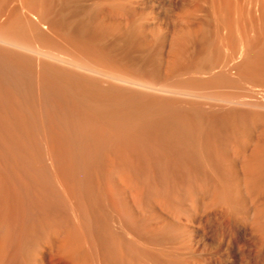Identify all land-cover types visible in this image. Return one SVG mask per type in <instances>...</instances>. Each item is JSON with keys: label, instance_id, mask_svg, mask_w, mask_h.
<instances>
[{"label": "bare ground", "instance_id": "1", "mask_svg": "<svg viewBox=\"0 0 264 264\" xmlns=\"http://www.w3.org/2000/svg\"><path fill=\"white\" fill-rule=\"evenodd\" d=\"M75 1L0 0V41L7 44L3 47L0 45V90L8 86L9 90H13L18 96L20 95L24 98L23 95L25 94L28 97L24 90L27 92L31 87L28 89L24 87L31 83L34 84V81H36L34 78H37L40 72L39 83L42 82L41 84H43L41 88L44 94H42L46 96V101H49L46 103L47 105H52L50 101L55 96L57 100L54 99L56 101H53V103L59 102L58 106H60V103L66 105L64 107L65 110H67V106L74 104L85 110L87 109L88 113L89 111H91V114L93 112V115L96 114L99 120L100 118H103V121L106 120L109 126L116 130V134L119 133L128 139L123 141L129 142L125 143L129 144L131 151L125 146L126 144L123 145L119 134L120 137L118 136V139L114 140L118 141L117 144L121 142L123 148L121 144L117 145L115 143V149L116 147H121L120 150L123 149L124 153L130 151L132 154L128 152L130 157L129 154H125V158L122 156L123 154L118 155V160L119 158L122 159V157L123 159L116 163L118 160L115 158L117 161H115L116 165L113 166L114 159L111 158L113 163L110 166L108 164L110 162L109 153H104L106 152L104 147L108 146L106 144L111 143L109 140L112 138L106 136L105 134L108 133L104 131L105 128L106 131L110 128L104 127L103 132L105 134L102 132L103 137H99L98 134L100 132L101 136V131L103 130V128L102 130L100 129L101 127H98L100 129L98 131L97 126L93 125L94 129L96 128L95 130L98 131L97 134L95 130L93 132V127L89 129L91 132L85 130L84 128L88 129L92 125L91 123L95 124L92 121L96 119L89 120V124L86 119L85 123H87V126L82 121L84 126L82 128V122L79 120L81 116L83 118L84 115L80 114L84 113V111L81 109L82 112L80 114L77 113L80 109L78 107L76 113L80 115V119L77 118L79 116H76V118L82 126L80 128H82V131H89L88 133L93 137L92 142L95 139V135L98 137L95 136L97 143L95 144L96 141L94 142V148L89 146L92 144L91 140L89 141L91 143L88 142L89 149L92 150L88 154L89 159L83 160V156L81 157L80 155L84 154L82 150L89 136H83V134L86 135V132L83 133L79 128L77 130L75 126V129L83 136H80V139H85L84 143L82 142L83 146H81L83 149L81 148L82 150H80L79 137L76 138V143V139H74L76 135L73 138L74 142L71 138L72 134L67 131L68 134H71L70 138L67 139L72 140L75 145L79 144L74 149L82 151L78 155H76L75 150L73 151L75 152L74 154L72 153L73 161L69 160L72 155L68 157V162L71 161L73 163L69 164V168L65 169V167L59 165L67 160H62V158L67 154L70 155V151L68 153L64 151V157L59 153L58 156L61 155L62 157H58L59 165H56V169L54 167V170H50L51 168L49 169L48 166H53L52 159H56L55 156L52 159L50 158L53 164H48L49 161L46 164V158H43V155L41 156L42 158L38 155L40 153L39 150L36 152L38 154L35 153L39 158L34 156L31 161L37 158L38 161H43L46 165L41 168L43 163L35 161V163H40V169L39 167L38 169L30 168L32 162L31 164L28 163L29 167L25 164V167L21 168L20 166L23 164H21L20 160H25L24 154L27 152L26 150L32 148L30 146L32 142L35 145V139L31 135L28 139L31 137L34 141H29L32 142L29 143L30 147L24 150L25 153L22 151L24 153L23 158L19 160V158L13 157L16 163L20 162V166L18 164L16 166L19 167L13 166L14 164L9 165L13 160L9 159L11 163L8 162V164L6 163V158L9 154L7 151H11L9 145L12 143H8L7 140L10 142L12 137L10 136L9 138L11 139L3 140L2 143L5 144L7 142L9 145L5 144V147L9 148L8 150L7 148H1L4 154L7 153L6 158L2 151V154L0 153V264H175L171 257L174 255H170L171 249L170 251L167 249L170 254L166 251V248L170 245L166 248L163 247L165 249L164 254L162 253L164 250L162 249V252H160L161 249L159 247L162 244V246L172 242L174 244L176 240L174 236L177 237V235L172 231V228H176L172 219L181 218L187 212V210H184L185 213H183L184 211L181 210L183 201H185L184 198L190 199V201L193 200L192 202L195 201L194 206L192 205L193 207L196 206V201L202 200V197L203 201L206 198L213 200L214 204L219 206L216 205V208L221 209L224 219L229 221L228 223L235 217L251 218V223L255 231L261 236V242L264 245V111L257 109L261 100H259V96L262 95H259L258 98H251L250 100L257 102L253 104L248 102L250 101L248 100L250 98L249 95V98L246 97L247 100H243L236 94L237 89L258 90L259 93L264 94L260 90L264 88L261 87L264 86V22L258 26V21L260 20L257 21V15L255 16L256 7H254L255 9L252 8L254 3L257 4L254 2L255 0L250 5L252 6L250 11V6L246 4L245 7H249L247 8L249 12L246 11L247 9H243L246 11H243V15L240 14L242 12L241 9L240 12L238 11L241 2H238L239 8L238 6H233V1L231 2V8L235 7V10L233 9L235 11L234 14L230 11V4L227 7V12H225L222 10H225L224 8L227 5H224L223 2L221 4L220 2L217 3V5H221V8L223 4L224 8L221 13H217L218 16L215 12L217 19H215L217 21V23L215 22V36L213 33L211 36V34L208 35L205 31L203 32V25H199L201 30H190V35L188 36L192 39H194V36H196V39L197 36H200L199 39L201 38V41H199V53L192 55L189 67H181L178 65L179 63H176L181 47L175 45L172 50L178 58L170 60L168 72L171 75L177 74L181 77L180 75L187 74L189 71H191V74L192 72H197V74L206 72V75L207 72H212L211 74L214 72L213 75L208 76L210 78H205L206 80L203 77L204 82H200L202 80L198 76L193 79L194 81L197 80V82L192 83L195 87L199 85V87H204L208 84L207 88L210 85L211 88L217 89L218 93L215 90L210 92V94L217 93L216 101L213 98L214 102L210 103L211 110L206 109L207 106L209 108L207 99V106L201 101L203 99H198L199 101L190 99L191 103L194 101L195 103L190 106H184L186 103L190 104L184 97L185 102L181 97L168 98L162 96V92H174L177 89H171L172 87L169 83L163 84V82H160L159 84L146 79L140 63L142 56L132 54V46L120 47L115 44L107 45L104 42L108 34H115L116 31L115 27L105 21L104 16L99 18V15L104 12L102 9H105L103 4H107L106 6L108 7L106 8H108L110 15H127L132 13L130 9L132 0H93L97 7L100 6L99 9L97 8L98 10H90V8L87 10L86 7H83V9L81 7L80 10H77L76 7H72ZM228 2L226 3L228 4ZM217 5L215 4V6ZM261 5V15L259 17L262 16L261 20L264 21V0H262ZM236 8L239 14L235 16ZM82 11L90 14L91 19H82L80 17L83 13ZM222 12L225 14L223 15ZM247 13L251 15L250 22L249 16L244 19L245 15H248ZM219 14H222L221 17H219ZM256 21L258 24H256ZM207 25L210 26L211 23L209 24L208 22ZM138 26L140 25L137 22L132 24L133 32L131 35L138 33ZM189 39L187 38V42H189ZM196 39L194 40L196 41ZM8 44H12V48ZM189 60L190 58H188ZM36 69L39 72L35 77ZM198 79H200V83L206 84L201 85L198 83ZM193 80L192 78L188 80L187 86ZM179 82L183 81L179 80ZM39 83L36 84L38 85ZM197 83L198 86L195 85ZM182 85L185 87V83H182ZM173 86L177 88L174 84ZM38 87L36 86V89ZM34 88L31 91L35 90ZM41 88L38 89L40 90ZM36 92L34 95H36ZM157 92H161V94H156ZM31 93L28 94L31 95ZM32 95L30 99L34 97ZM10 98L15 99L13 96ZM209 98L211 99V97ZM6 99L8 100L7 95ZM26 100L29 103V98ZM21 101L19 105H23ZM23 101L25 104L24 99ZM6 102L9 103V101ZM32 104L35 106L34 102L30 106L25 104L31 114L29 117L34 112L30 111L31 108H29ZM10 105L12 106V104L7 106L10 107ZM47 105H44V110L45 106L50 109ZM39 106L41 105L39 104ZM55 107L57 108V106ZM56 108H52L54 109L53 111L58 109ZM32 109L34 110V108ZM47 109L45 110L46 115L51 116V111L48 113L46 112ZM8 111L10 112L9 108ZM60 113L61 110L59 113L56 112V115L58 116ZM84 114L86 115V113ZM67 115H70L69 112ZM24 116L21 118L23 119ZM71 117H67V121ZM5 118L3 119L9 122L8 118ZM33 118L32 116L30 120ZM47 118L49 117L47 116ZM50 118L52 119V117ZM88 118L91 119L89 115ZM98 119L95 125L100 122ZM60 120L62 121V118ZM54 121V123L58 122L57 120ZM61 121L59 122L63 125V121ZM14 122L18 123L17 120ZM24 122L27 123L28 121ZM101 122L98 124L99 126L102 124ZM47 124L49 125V122ZM58 124H55L54 128H58ZM78 124L76 125L78 126ZM37 125L39 127L40 124ZM48 125L47 131L52 127ZM102 125H104V122ZM16 126L18 127V125ZM43 126L45 127V125ZM64 126L66 129L67 125ZM72 126L68 130L74 131ZM11 127L15 126L12 124ZM44 127L45 131L46 127ZM15 129H13V132L15 133L16 131L15 136L17 134L20 140L21 137L17 132V128ZM43 129L36 131L41 133ZM65 129H62V131L64 130L65 132ZM44 131L41 135L45 133L47 137L50 136L49 141L52 140L50 142H53L56 146L58 141H53L54 139L51 138V135L53 136L56 131H53V133L51 132L52 130L48 131V133ZM49 133L51 134L49 135ZM113 133L115 134V132ZM57 134L59 136L60 133L57 132L55 136ZM65 134L66 132L63 135L61 134V138ZM25 135L24 142L29 134L27 133L26 137ZM15 136L13 135V137ZM21 136L23 135L21 134ZM46 136H40L41 140L42 138L45 140ZM104 136L108 137L106 138L108 140ZM40 138L36 137V142L39 145L41 143L40 146L43 149L45 143L44 146L42 144L43 140L38 143ZM97 138L99 139L97 140ZM13 139L17 140V138ZM67 139L66 141L69 142L70 140L68 141ZM104 140L109 141V143H103ZM4 141L6 142L4 143ZM11 142L16 143V141ZM24 142L21 144L28 146V142H25L27 145ZM44 142L48 143H46V148L52 145L48 140ZM2 143L1 146H3ZM20 143L19 145L16 143V145L21 146ZM57 144L59 146V143ZM70 144L65 142L66 147H69ZM115 144L113 143V145ZM57 146L55 149H58ZM16 147L15 149L17 150L19 147ZM73 147L75 146L73 145ZM124 147L128 148V151H124ZM87 148L86 151L84 150L86 153H88ZM45 149L44 152L47 155L46 151L48 150L46 149L45 151ZM61 149L64 150L65 147L63 146ZM12 152H10V158L14 155ZM49 152V156L51 152H54L53 154L57 157L55 150L52 149ZM114 152L119 154L121 151L116 152L114 150ZM18 153H15V156H18ZM29 153L32 154L31 152ZM86 153L84 156H86ZM35 154H32V156ZM110 155L113 157L116 154L112 155L111 153ZM18 157H21L20 153ZM105 158L108 159L105 160ZM27 160H29L28 157ZM29 161H26V163ZM60 161L62 162L60 163ZM103 162L106 164L102 165ZM3 165H9L10 167H4ZM106 165L110 166V169L106 168ZM45 166H47L46 169ZM63 166L67 167V165ZM31 167H33V164ZM57 167H61V169ZM34 168L37 167L34 165ZM212 171L213 174L211 173ZM47 187H49L48 190H53L52 192L55 194L58 193L56 189L61 190L59 188H66V190L63 189L66 192L71 190V196H68L62 190L59 191V194L61 192L62 196L64 197L65 194L66 197L62 198V202L60 200L57 205L59 206L60 203L61 206L62 203L64 204L68 200L71 205L69 206L70 209L74 211V214L72 213L73 211L71 213L75 219L71 218V215L66 217L70 214V210L69 214L67 213L68 215L61 213L63 215L61 216L57 214V211H59L57 210L58 207L52 209L51 206V209L56 211L53 212L45 207L48 206L45 200L43 201L45 206L42 204V198L48 192L46 190L47 192L44 193V189H47ZM50 195L44 198L51 200ZM52 197L54 198V194ZM59 198L61 199V195L57 200ZM70 198H72V201ZM63 199H65V202H63ZM53 203L56 202L53 201ZM50 205H52V202H49ZM60 212L62 211L58 213ZM130 234H132L131 237H129Z\"/></svg>", "mask_w": 264, "mask_h": 264}, {"label": "rangeland", "instance_id": "2", "mask_svg": "<svg viewBox=\"0 0 264 264\" xmlns=\"http://www.w3.org/2000/svg\"><path fill=\"white\" fill-rule=\"evenodd\" d=\"M95 1V0H94ZM93 0H81L80 2H79V0H76L75 1V3L73 4V8H75L76 7V9L78 10H80V8L82 7V9H83V7H86L87 8V10H89V8H90V10H93V9H96V10H98L99 9V7H97V4L94 2ZM215 2V4L217 5V3H219L220 2V4H221V2H223V4L225 5H227V6H225L226 8H224V5L222 4V8L220 7L221 5H217L218 7H220L219 9H218V7L217 6H215V4H214V2ZM217 1V2H216ZM132 0V6H130L131 8V10H132V13L131 14H127V15H123V14H116L115 16L114 15H110L109 14V12H108V8H106V7H108V6H106L107 4H103L104 6V8L105 9H102V10H104V12H103V14L102 15H99V18H101V17H105V21H107L108 23H110L111 24V26H113V27H115V31H116V33L115 34H108V36L105 38V43L107 44V45H113V44H115V45H119L120 47H125L126 45H128V46H132V54H134V55H140V56H142V59L140 60V63H141V66H142V68H143V71H144V74H145V78L146 79H148L149 81H152V82H154V83H159L160 84V82H163V84L164 83H169V84H171L170 86L172 87H170V86H168V87H170L171 89H173V90H176V91H170V92H168V91H166V92H162V94H161V92H157L156 94H161L162 96H165V97H168V98H174V97H181V98H186L187 99V101L188 102H190V104L189 103H186V105H184V106H190V105H192L193 103H195V101L193 102V103H191V100L193 101V100H197V101H199L200 99H203V100H201V101H203V103H205V105H206V103L207 102H209V108H207L206 106V109H210L211 107H210V103L211 102H214V101H216V95H217V89L215 88V89H213V88H211L210 87V85H209V88H207L208 87V84H206V83H200V82H204V80H206L205 78H210V77H208L209 75L211 76V75H213L214 74V72H213V74H211L210 72H207V75H206V72H199L198 74H197V72H192V74H191V71H189L187 74L185 73L184 75H180L181 77H179L177 74V76L175 75V74H173V75H171V73L170 72H168L169 70V66H170V60L172 61V60H174L175 58H178V56H175V54L176 53H173L172 52V50H173V48H174V46L175 45H178L179 47H181V49H180V52L178 53L179 54V58H178V60L176 61V63H179L178 65H180L181 67L183 66V67H189L190 65H189V62L191 61V58H192V55H196V54H198L199 53V49H200V43H199V41H201V38L199 39V37L197 36V39H196V36H194V39H196V41L194 40V39H192L191 37H189L188 35H190L189 34V32H190V30H192V29H194V30H192V31H195V30H197V29H199V30H201V28H200V26H202L203 25V27H202V30H203V32L205 31V33L207 34L208 33V35L209 34H211V36L214 34V31H215V26H216V23H217V19H216V16H215V12H216V15L218 16V14L217 13H221V10L224 8L225 10H222V11H225V12H227V7H229V4H230V11H232L233 12V14H234V8L235 7H232L231 8V2L233 1V6H238V8H239V3H240V8H239V10L236 8V13H235V16L236 15H238L239 14V12L242 10V12H240V14H244V12H246V11H248V9L247 8H249V7H245L246 6V4H247V6H250V5H252V3H254V2H256L257 4H255L254 3V5H252V6H250V9H249V11L251 10V7L253 8V9H255L254 7H256V9H255V16L257 15V21L258 20H260V21H258L259 22V25L258 26H260V25H262V22H264V21H262L261 20V18H262V16L261 17H259V15H261V13H260V10H261V7H262V5H261V2H262V0H255L254 2H253V0H228V1H230V2H228V1H226V2H228V4L223 0ZM245 1V2H244ZM95 4H94V3ZM236 2V3H235ZM239 2V3H238ZM247 2V3H246ZM79 5H78V4ZM244 5H243V4ZM236 4V5H235ZM81 5V6H80ZM260 5H261V7H260ZM78 6H80V7H78ZM102 6V5H101ZM78 7V8H77ZM241 7H243V8H241ZM245 7V8H244ZM259 7H260V9H259ZM92 8V9H91ZM98 8V9H97ZM102 8V7H101ZM75 9V10H76ZM234 9V10H233ZM241 9V10H240ZM243 9H247L246 11L245 10H243ZM237 10L239 11L238 13H237ZM218 11V12H217ZM228 11H229V9H228ZM244 11V12H243ZM248 11V12H249ZM83 12V11H82ZM81 12V13H82ZM254 12V11H253ZM222 14L224 15L225 13L224 12H222ZM221 14V15H222ZM246 14V13H245ZM248 15H245V18L244 19H246V18H248L247 16H249V22H250V17H251V15L249 14V13H247ZM221 15L219 14V17H221ZM215 16V17H214ZM82 19H84V20H88V19H91L90 17H91V15L90 14H86L85 12H83L82 14H81V16H80ZM212 19V20H211ZM213 19H214V21H213ZM216 19V20H215ZM256 20V19H255ZM211 21V22H210ZM256 21V22H257ZM136 23L137 22V24H139L140 26H138V29L139 30H137L138 31V33L136 34V35H131V33L133 32L132 30V24L133 23ZM208 22H209V24L211 23V25L209 26V25H207L208 24ZM216 22V23H215ZM258 22L256 23V24H258ZM261 22V23H260ZM247 23H248V21H247ZM213 24V25H212ZM215 24V25H214ZM200 25V26H199ZM212 26V27H211ZM198 27V28H197ZM208 27H209V29H208ZM211 27V28H210ZM204 28V29H203ZM206 29V30H205ZM210 29H212V30H210ZM208 30V31H207ZM191 31V32H192ZM211 31V32H210ZM213 33V34H212ZM186 36H188V37H186ZM214 36H215V34H214ZM187 38L189 39L188 41L189 42H187ZM192 40V41H191ZM1 42V47H3L4 45H7V44H4L2 41H0ZM179 42V43H178ZM180 43H182V44H180ZM188 43V44H187ZM8 46H11V48H12V44H8ZM182 46H183V48H182ZM183 49V50H182ZM182 50V51H181ZM182 52V53H181ZM198 52V53H197ZM182 55H181V54ZM182 58H181V57ZM189 56H191V57H189ZM181 58V59H180ZM188 58H190V60L188 61ZM179 60H181V61H179ZM183 62V63H182ZM181 63V64H180ZM184 63H186L185 65H184ZM169 64V65H168ZM188 64V65H187ZM191 64V63H190ZM168 67V68H167ZM39 69V68H38ZM35 71H37V72H35L34 74H35V77H36V75H38V72H39V70H35ZM37 73V74H36ZM170 73V74H169ZM189 74H190V76H189ZM195 74V75H194ZM200 74V75H199ZM174 75H175V77H174ZM39 76H41L40 75V72H39ZM39 76H37V78H34V79H36V81H34V84L33 83H31L30 85H32V86H30V85H26V86H28V87H26L25 85V89L27 88H29V87H31V89L29 88V90H27V92H25V90H24V93H26L27 95H28V97L24 94L23 96H24V98H22L20 95L18 96V94H16L13 90H9V87L8 86H5V88H3V89H1L0 90V105H1V108H0V149L1 148H7V147H5L6 145L5 144H8V143H12L11 145H9L11 148H9V149H11V151H9L8 150V148H7V150H5V151H7V153H9L8 154V157L9 156H11V153L10 152H12V151H14V152H12V154H14V155H12V158H8L7 157V153H5L4 154V151H3V149H1L0 150V153H1V151L3 152V154L5 155V158L7 159V162L6 163H11V160H13L12 161V163L11 164H9V165H12V164H14L13 166H16V164H18L19 166H20V162H18V163H16V160H14L13 159V157H15L16 159H18L19 158V160L21 159V158H23V156H24V159L26 160V161H29V162H27L26 163V161L25 160H23V159H21L20 161H21V164H23V165H21L20 167L21 168H23V166L25 167V164H27L26 166L27 167H29L30 165L29 164H31V162H32V164H33V167H31L32 166V164H31V166H30V168H33V169H38V167H39V169H40V166L41 165H39L40 163H35V161H38V159L36 158V160H33V161H31L32 160V158H34V156L36 157H38L39 158V156L38 155H40V157L43 155V158H46V164L48 163V161H49V163L48 164H50L51 163V160H50V158L52 159V157H54L55 156V158L57 159H52V162L54 163H51V164H53V166L52 165H50V166H48L49 167V169L50 170H52L54 167H55V169H56V165L58 166L59 165V163H58V157H60V158H62V157H64L63 156V153H64V151H65V153H66V151H67V153H68V151H70V155L69 154H67L66 156H67V158H62V160L64 159H67L66 161H60V165L59 166H61V167H65V169L66 168H69V164L71 163V164H73L71 161H73V154L76 152V155H78L80 152H82L83 151V155H80L82 158H83V160H86V159H89V155L88 154H90V152H91V150L89 149V146H90V148H94V145L97 143V141H96V137H98L97 135H95L94 133V135L96 136H94V140H93V142H92V136H90V133H88L89 131L91 132V130H89L90 128H92V130H93V132H94V130L96 129V128H100L101 130H102V128H103V130L101 131V136H100V132H98V131H100V129L98 128L97 130H95L96 131V134H97V132H98V134H99V137H103V134H102V132L104 131V127H109L110 129H108V131H106V128H105V131L104 132H106V133H108V134H105L104 132V134L106 135V136H109V137H112L109 141L112 143V141H113V143L115 144H117L118 143V141H115V140H117L118 139V136L120 135L119 133V135L118 134H116L117 132H116V130L111 126H109V123L105 120V121H103L104 119L103 118H100V120L96 117L97 115L96 114H94L93 115V112H92V114H91V111H89V113H88V110L86 109H83V108H81L80 106H78V105H74V104H70L69 106H70V109H69V106H67V110H65L64 109V107H66V105H63V104H59L60 106H58L57 104L59 103V102H54L53 103V101H56L57 99H56V97L55 96H53L54 98L52 99V101H50L51 103H52V105H50V104H46V103H48L46 100V96L45 95H43L44 93H43V89L41 88L42 87V85L43 84H41L42 82H40L39 83V80H40V78L41 77H39ZM199 76V77H198ZM39 77V78H38ZM190 77V78H189ZM200 78L202 81H200L199 82V80L200 79H198V83H200L201 85H205L204 87H199L198 86V83L197 84H195L196 86H198V87H195L192 83H195V82H197V80L196 81H194L193 79L194 78ZM202 77V78H201ZM203 77H204V80H203ZM185 78V79H184ZM192 78V80L194 81H192L190 84L191 85H193V86H191L190 84L187 86V83H189L188 82V80H190ZM178 79V80H177ZM38 80V81H37ZM177 80V81H176ZM179 80L180 81H183V82H179ZM42 81V80H41ZM39 83L38 85L36 84V83ZM178 83V84H175V83ZM182 83L184 84L185 83V87H183V85H182ZM162 84V83H161ZM173 84L175 85V86H177V88L176 87H174L173 86ZM34 85H36L38 88H41L40 90L37 88L36 89V86H34ZM207 86V87H206ZM7 87V88H6ZM35 89V90H33V91H31L33 88ZM181 87V88H180ZM261 87H264V86H261ZM175 88V89H174ZM179 89V90H178ZM262 89H263V91H262ZM5 90H7L6 91V93H5ZM143 90V89H142ZM213 90H215L217 93L215 94H210V92H214ZM261 90V92L262 93H264V88H261L260 89ZM3 91H4V94L2 95V93H3ZM36 91H38V92H36ZM40 91V92H39ZM182 91V92H181ZM32 92V93H31ZM35 92H36V95H34L35 94ZM251 92V93H250ZM255 92V93H254ZM10 95H8V94ZM28 93H31V95L32 96H34V97H32V99H30L31 98V95L30 94H28ZM39 93V94H38ZM43 93V94H42ZM254 93V94H253ZM257 93V94H256ZM258 92V90L257 91H251V90H247V89H237L236 90V94H237V96H240L241 97V99H243V100H247V98H249L248 100H250L251 98H258V96L259 95H262V96H259V100H260V105L257 107V109H259V110H262V111H264V94H261V93H259ZM13 94V95H12ZM14 94H15V96H14ZM41 94H42V96H43V99H42V96H41ZM239 94V95H238ZM4 95H5V97H4ZM6 95H7V98H8V100L6 99ZM17 95V96H16ZM209 95V96H208ZM210 95H212V96H210ZM215 95V96H214ZM243 95V96H242ZM248 95H249V97H248ZM15 97V99L14 98H10V97ZM30 96V97H29ZM35 96H37V97H35ZM44 96H45V99H44ZM187 96V97H186ZM245 96V97H244ZM4 97V98H3ZM18 97H20L21 99H22V101H21V99L20 98H18ZM26 97V98H25ZM209 97H211V99L209 98ZM247 97V98H246ZM262 97V98H261ZM29 98V103H28V100H26V99H28ZM35 100H34V99ZM40 98V99H39ZM52 98V97H51ZM183 98V100H184V102L186 101L185 99ZM209 98V99H208ZM213 98H215L214 99V101L212 100ZM19 99V100H18ZM23 99L25 100V104L26 105H29L30 106V104L31 103H33L34 102V105L35 106H33V104H32V106L31 107H29V108H31L30 109V111H34V112H32V116L34 117L32 120H30L31 118H32V116H30L29 117V115H31L29 112H28V106L26 107L25 106V104H24V101H23ZM40 100V101H38V100ZM54 99H56V100H54ZM191 99V100H190ZM199 99V100H198ZM206 99H207V102H206ZM3 100H6V101H9V103H7L6 101H3ZM13 102H11V101ZM18 100V101H17ZM32 100H34L33 102H32ZM211 100V101H210ZM20 101L22 102V104L24 105H19L20 104ZM36 101H38V102H40V103H38V102H36ZM46 101V102H45ZM205 101V102H204ZM4 102H6V103H4ZM16 102H18L17 104H16ZM27 102V103H26ZM31 102V103H30ZM248 102H251V103H257V102H254V101H252V100H250V101H248ZM3 103V104H2ZM36 103H37V106H39V104L41 105V106H39V107H37L36 106ZM197 103V102H196ZM9 104H12V106L10 105V107H12V108H10V107H8L7 105H9ZM208 104V103H207ZM4 105V106H3ZM6 105V106H5ZM16 105V106H15ZM42 105H43V107H42ZM44 105H47V106H49V108L50 109H47L48 107H46L45 106V110L47 109V111L46 112H48L49 113V111H51L50 112V115L51 116H49V115H46L47 113H45V110H44ZM62 105V106H61ZM55 106H57V108L55 107ZM74 106V107H73ZM75 106H76V109H75ZM239 106V105H238ZM4 107H6L5 109H4ZM9 108V110H10V112L8 111V108ZM16 107V108H15ZM23 107H25V108H23ZM42 107V108H41ZM77 107L78 108H80L78 111H77V113H81L82 112V110L84 111V113H86V115L83 113H81L80 115H84L83 116V118L85 119H83L82 118V116H81V119H80V115L79 114H77L76 113V110H77ZM242 108H244L245 106H241ZM16 109V111H15V109ZM23 108V109H22ZM32 108H34V110L32 109ZM40 108H41V110H40ZM52 108H56L57 110L56 111H53L54 109H52ZM61 108V109H60ZM74 108V109H73ZM246 108V107H245ZM4 109V110H3ZM12 109V110H11ZM19 109V110H18ZM63 109V110H62ZM82 109V110H81ZM7 110V111H6ZM14 110V111H13ZM27 110V111H26ZM38 110V111H37ZM60 110H61V113L57 116L56 115V112L57 113H59L60 112ZM68 110H71V111H68ZM81 110V111H80ZM211 110V109H210ZM13 111V112H12ZM22 111V112H21ZM37 111V112H36ZM63 111H65V113H63ZM69 112V116L71 117V118H73V119H71V118H69L68 119V121H67V117H69L68 115H67V113ZM73 111V112H72ZM11 112H12V114H11ZM53 112H55V114H53ZM5 113V114H4ZM23 113V114H22ZM25 113H27V114H25ZM73 113H74V115H73ZM3 114H4V116L5 117H9L10 115V117L8 118V120H9V122L8 121H6L7 119L3 116ZM6 114H8L7 116H6ZM20 114V115H19ZM34 114V115H33ZM37 114V115H36ZM41 114H43V115H41ZM61 114H63V115H61ZM77 114V115H76ZM90 116V118L91 119H89L88 118V115ZM92 116H91V115ZM2 115V116H1ZM14 115V116H13ZM16 115V116H15ZM23 115H27L26 117L24 116L23 117V119L21 118ZM40 115V116H39ZM56 117H55V116ZM20 118H19V117ZM39 116V117H38ZM47 116L50 118V117H52V119L50 118H47ZM60 116H62L61 118H62V121H63V125H62V123H60L59 121H61L60 119ZM65 116H66V118H65ZM76 116H79V117H77V118H79L80 120L79 121H83L84 122V125H86L87 123H85L86 122V119L88 120L87 122H88V124H89V122L90 121H92V120H94V118L96 119L95 121H92V122H95V124H96V121H97V119L101 122V121H103L104 122V125H102L103 124V122H101L102 124V126L100 125H98L99 123H97V125H95L94 123H91L92 125H88L89 126V128L87 129V128H84V126L82 125L83 124V122L81 123V125L83 126H81L80 125V122H78V119L76 118ZM87 116V117H86ZM15 117V118H14ZM18 117V118H17ZM86 117V118H85ZM92 117H93V119H92ZM1 118H2V120H1ZM3 118H5L6 120H4ZM28 119V120H25V119ZM42 120H41V119ZM47 120H45V119ZM55 118V119H54ZM57 118V119H56ZM64 118V119H63ZM10 119H12V120H10ZM14 119V120H13ZM22 121H20V120ZM44 119V120H43ZM49 119V120H48ZM57 120L58 122L57 123H54L55 121L54 120ZM18 121V123H15L14 121ZM29 120H30V122H31V124H30V122H29ZM40 120V121H39ZM53 120V121H52ZM71 120V122H69ZM73 120V121H72ZM76 120V121H75ZM90 120V121H89ZM3 121V122H2ZM20 121V122H19ZM24 121H28L27 123L26 122H24ZM34 121V122H33ZM41 122V123H38V122ZM52 121V122H51ZM61 121V122H62ZM66 123H65V122ZM74 121H75V125H74ZM5 122H8V123H5ZM11 122H13V123H11ZM47 122H49V125L50 126H52V127H50L49 129L50 130H52L51 132L53 133V131H56V132H54L53 133V136L51 135V138L52 139H54L53 141H58V142H56V146L58 145L57 143H59V146H60V151H59V146H57L58 147V149L56 148L55 149V144H53V142L51 143L50 141H52V140H50L49 141V135L51 134V133H49V137H47L46 136V134L44 135V134H42L41 135V133L44 131V129H43V125H45V131H46V133H48V131L50 132V130H46V129H48V127H47V125H46V123ZM51 122V123H50ZM70 123V124H68V123ZM79 124H78V123ZM10 123V124H9ZM22 124V126H21V124ZM25 123V124H24ZM33 123H35V124H33ZM42 123H44V124H42ZM54 123V124H53ZM59 123V124H58ZM73 123V124H72ZM6 124V125H5ZM13 124V126H15V127H11V125ZM37 124H40L39 125V127H37L38 125ZM58 124L59 126H58V128L60 129V127L62 126V128L59 130L57 127V130H56V128H54L56 125ZM76 124H78V126L76 125ZM106 124H108V125H106ZM3 125H5V126H2ZM8 125H10V126H8ZM16 125H18V127L16 126ZM26 125V126H25ZM48 125V126H49ZM55 125V126H54ZM61 125V126H60ZM64 125H67L66 127V129H65V126ZM68 125H70V126H68ZM73 125V126H72ZM96 127L95 129H94V126ZM29 126V127H28ZM40 126H41V128L43 129V131L41 130V133L39 132L40 130L39 129H41L40 128ZM73 127L74 128V131L73 130H68L69 129V127ZM75 126H76V129L77 130H81L82 131V128H84L85 130H89V131H82L83 133L84 132H86V135L85 134H83V136H89V137H87L88 138V140H86L85 141V139H80L81 137H83V136H81V134L79 133V131H77L76 129H75ZM87 126V125H86ZM85 126V127H86ZM22 127V128H21ZM32 127H33V129H34V131H32L33 129H32ZM36 127V128H35ZM64 127V128H63ZM80 127H82V128H80ZM7 128V129H6ZM11 130H10V129ZM15 128H17V132L19 133V136L22 138H20V140L18 139V135L16 134V136H15V133H16V131H15V133L13 132L14 130L13 129H15ZM26 128V129H25ZM52 128V129H51ZM73 128H70V129H73ZM79 128V129H78ZM113 128V129H112ZM25 129V130H24ZM32 129V130H31ZM55 129V130H54ZM62 129H65V132H66V134L61 138V136L65 133L64 132V130L62 131ZM83 129V130H84ZM16 130V129H15ZM24 130V131H23ZM30 130V131H29ZM36 130H39V131H36ZM59 130V131H58ZM111 131V133L109 134V132ZM115 130V131H114ZM4 131V132H3ZM21 131V132H20ZM26 131V132H25ZM27 131H29V132H27ZM44 131V132H45ZM70 132L71 134H72V139L74 138V135H76L75 136V138L74 139H76V138H78V140L80 139V141L78 142L79 144H80V146H79V149L80 150H82L83 149V147H81V146H83L82 145V142L83 141H85V143H84V149L82 150V151H79V150H77V149H74V148H76L77 147V145H79V144H74L73 143V141L75 142V140L73 139V141L72 140H68L67 138H70V136H71V134L69 133L68 134V132ZM72 131V132H71ZM77 133H76V132ZM9 132H11L10 134H12V135H10L9 134ZM13 132V133H12ZM60 133L59 134V136H60V138H59V136H58V134L55 136V134L56 133ZM63 132V133H62ZM113 132H115V134L113 133ZM3 133V134H2ZM27 133L29 134V135H27ZM31 133V134H30ZM40 133V134H39ZM73 133H75V134H73ZM112 133H113V135H112ZM21 134L23 135V136H21ZM27 135V137H26V135ZM62 134V135H61ZM87 134H89V135H87ZM8 135V136H7ZM13 135L15 136V137H13ZM24 135H25V137H26V141L25 142H28V146H24V145H22L23 144V142H24ZM32 136V138H34L35 139V145L33 144V142L32 141H34V140H32V138L30 137L29 139H28V137L29 136ZM35 135V136H34ZM38 135V136H37ZM77 135H79V136H77ZM111 135V136H110ZM12 137V139L11 138H9V137ZM34 136V137H33ZM40 136L41 137H43V136H46L47 138V140H48V142L50 143V144H52V145H54L53 147H51L52 145H48L49 146V148L47 147H45V146H47L46 145V143L47 142H44V141H47L46 139H45V137H44V139L45 140H43V138H42V140H43V142H42V144H43V146H44V143H45V148L48 150V151H46V149L43 147V149L41 148V138H40ZM56 137V139H55V137ZM67 136H69V137H67ZM81 136V137H80ZM106 136H104L105 137V139L106 138H108V137H106ZM115 136H117V137H115ZM121 136V139H122V143H123V145H125V146H127L128 148V150H130L131 151V147H129V142L128 141H123V140H128V139H126V137H124V136H122V135H120ZM119 136V137H120ZM3 137H4V139H3ZM6 137H8V138H6ZM36 137L38 138H40V140L38 139V143H40V145L39 144H37V139H36ZM54 137V138H53ZM58 137V138H57ZM65 137V138H64ZM91 137V138H90ZM114 137V138H113ZM6 138V139H5ZM13 138H17V140L15 139H13ZM85 138V137H84ZM86 138V139H87ZM90 138V139H89ZM7 139H11V141H16V143L19 145V143H20V141L21 140H23V142H21L20 143V145L21 146H18V145H16V143L14 144L13 142H9V140H7ZM28 139V140H27ZM58 139V140H57ZM65 139V140H64ZM66 139L69 141V142H67L66 141ZM99 138H97V140H98ZM113 139V140H112ZM115 139V140H114ZM121 139H120V141H121ZM2 140V141H1ZM3 140H7L8 141V143L6 142V141H4V143L5 144H3L2 142H3ZM30 140H32L31 142H32V144H33V146H34V148H33V146H32V144H30V146L33 148H27V147H30L29 146V143H31V142H29ZM62 140V141H61ZM91 140V142H92V144L91 145H89V143H91V142H89ZM106 140H108V139H106ZM106 140H104V142L103 143H109V141H106ZM112 140V141H111ZM17 141H19V142H17ZM60 141V142H59ZM66 143H69L70 144V142H72L70 145H71V147H70V145H69V147H66V145H65V142ZM96 141V142H95ZM119 141V142H120ZM24 142V144H26L27 145V143H25ZM64 142V143H63ZM89 142V143H88ZM94 142H95V144H94ZM125 142H128V143H125ZM1 143L3 144V146H1ZM60 143H62L63 144V146L65 147V149L63 150V149H61V148H63V146H62V144H60ZM76 143H77V139H76ZM88 143V144H87ZM111 143H109V144H106V145H108V146H106V147H104V150H106V152H104L105 154H108L109 153V156L108 155H104V156H108L110 159V162L108 163V162H106V161H104V162H106V163H108V164H110V166H111V164L113 163V159H114V163L112 164V166L113 165H116L115 164V161H117L118 160V157L120 156V155H122L123 157H124V155L126 154V155H128L129 153H130V151H128L127 149H126V147H124L125 149H124V151H128L127 153H124L123 152V149H121L120 150V148H118V147H116V149L118 148L119 149V151H117L116 149H115V147L114 146H116V144L115 145H113V143L111 144ZM14 144V146H12ZM48 144V143H47ZM75 146V147H73L72 148V146L73 145ZM94 144V145H93ZM111 144V145H110ZM121 144V142L119 143V144H117V145H120ZM17 147H16V146ZM36 145H37V147H39V148H37L36 147ZM89 145V146H88ZM123 145L121 144V146H122V148H123ZM110 146V148H108ZM112 146H113V148H112ZM12 147H14V148H12ZM15 147L16 148H18L19 150L21 149V151H19L18 149V151L15 149ZM22 147V148H21ZM88 149V153H86L85 151H86V148ZM24 148V149H23ZM41 148V149H40ZM53 150H55V153H57V157H56V155H54L53 153L54 152H51V157L49 156V150L51 151L52 149ZM66 148H68V149H70V150H66ZM82 148V149H81ZM106 148H108V149H106ZM15 149V150H14ZM26 149H28V150H26ZM32 149V151H30ZM37 149V150H36ZM44 149H45V151L47 152V155L45 154V152H44ZM72 149V150H71ZM112 150V152H111V150ZM116 151V152H120L119 154H117V153H115L114 152V150ZM24 150H26L27 152L25 153V151ZM35 152H34V151ZM38 150H39V154L38 153H36V152H38ZM43 150V151H42ZM61 150H63L62 152H61ZM75 150V152H73ZM79 151L78 153H77V151ZM85 150V151H84ZM108 150H109V152H108ZM25 153H23V152ZM56 151H58V152H56ZM17 152H19L20 153V156L21 157H18L19 156V153L17 154L18 156H15L16 154L15 153H17ZM29 152H34V153H32V154H38V155H33L32 156V154H30ZM44 152V153H43ZM112 153V155H114V154H116L115 156H111L110 154ZM114 152V153H113ZM27 153H29V154H27ZM41 153H43V154H41ZM61 154L62 155V157H61V155H59L58 156V154ZM73 153V154H72ZM85 153H86V156H84L85 155ZM2 154V153H1ZM22 154V155H21ZM24 154V155H23ZM82 154V153H81ZM130 154H132V153H130ZM130 154H129V157H130ZM30 155V156H29ZM65 155V154H64ZM72 155V158H69V160H71L70 162H68V157H70ZM119 155V156H118ZM125 155V156H126ZM48 156V157H47ZM75 156V155H74ZM87 156H88V158H87ZM121 156V157H122ZM132 156V155H131ZM27 157H28V159L29 160H27ZM85 157V158H84ZM123 157H122V159H123ZM42 158V157H41ZM40 158V159H41ZM80 158V157H79ZM111 158H113L112 160H111ZM117 160H116V159ZM125 158V157H124ZM9 159H11V160H9ZM47 159H49V160H47ZM106 159H108V158H105V160ZM121 158H119V160H120ZM121 159V160H122ZM56 160V161H55ZM61 160V159H60ZM81 160V159H80ZM117 161L116 163H118V162H120V161ZM14 161H15V163H14ZM24 161V162H23ZM40 161V160H39ZM38 161V162H39ZM40 162H42L41 164H42V167L41 168H43L44 167V165H46V164H44L45 162H43V161H40ZM57 162V164H55ZM65 162H66V164H65ZM68 162V163H67ZM103 162V164L102 165H105L106 163H104ZM29 163V164H28ZM64 163V164H63ZM38 164V165H37ZM67 165V167L66 166H63V165ZM70 164V165H71ZM9 165H3L4 167L5 166H7V167H10ZM29 165V166H28ZM34 165L37 167V168H34ZM19 166H16V167H19ZM110 166H108V165H106L105 167L106 168H109ZM61 167H57V168H60L61 169ZM73 167V166H72ZM71 167V168H72ZM104 167V166H103ZM104 167V168H105ZM30 168H26V169H30ZM47 168V166H45V169ZM112 168V167H111ZM211 168V167H210ZM209 168V169H210ZM63 169V168H62ZM110 169V168H109ZM208 169V170H209ZM212 169V168H211ZM210 169V170H211ZM54 170V169H53ZM212 174H213V171L211 172ZM56 187H58V186H56ZM49 189V187H47V189L45 188L44 190V193H46L47 191L46 190H48ZM59 189H61L62 190V192H66V191H63V189L62 188H59ZM51 190V189H50ZM48 190V192L45 194V198H47V196H49V194H51L50 195V199L51 200H49V199H45L44 197L42 198V204L45 206V203L48 205V206H45L47 209H49V210H51V211H53V212H56L55 210H52L53 208L54 209H56L57 207V210H59V211H62V212H60V213H58L59 211H57V214H59V215H61V216H63L62 214H67L68 212H69V210H70V214L68 215V216H66V217H69L70 215V217L72 218L74 215H72V213L74 214V211L72 210V209H70V207L69 206H71L70 204H69V202H68V200H66V202H65V199H63L64 201L63 202H65L64 204L62 203L61 204V206H60V203H59V206L57 205V203L58 202H60V200H61V202H62V198H64V197H66L65 196V194H64V197L62 196V194H61V192H60V194H59V191H61V190H57L56 189V191L58 192L57 194H55L54 192H52L53 190ZM64 190H66V188L64 189ZM68 190V189H67ZM70 190V189H69ZM52 192V193H51ZM69 192V193H68ZM68 192H66V194H68V196H71V190L70 191H68ZM54 194V198L52 197V195ZM60 195H61V199L59 198L58 200H57V198L58 197H60ZM56 198V199H55ZM69 198V197H68ZM53 199V200H52ZM71 199V201H72V198H70ZM202 200H200V201H196V206L195 207H193L194 206V204H195V201L194 202H192V201H190V199H186V198H184V200L185 201H183V204H182V208H181V210H187V212L185 213V211L183 212V213H185V215H186V217H184L185 215L183 214V216L181 217V218H175V219H172L173 220V222H174V224H175V226H176V228L174 227V228H172L173 230V232H175L176 233V235H177V237H178V239H177V237L176 236H174L175 237V242H174V244H172V243H169V244H167L166 246L164 245V246H160L159 248L161 249L160 250V252H162V249H163V247L164 248H166L168 245H170L169 247H167L166 248V251H167V249L170 251V249H171V251L172 252H168L170 255H174V256H171L172 257V261H174L173 263H175V264H264V245L262 244V242H261V236L259 235V233H257L256 231H255V229H254V227H253V225H252V223H251V221H252V219L251 218H248V219H246V218H242V217H235V219L233 218V220H231L230 221V223H228L229 221H226L225 219H224V216H223V214H222V211H221V209L219 208V209H217L219 206L217 205V204H214V201L213 200H211V199H204V201H203V197L201 198ZM45 200V203H43V201ZM189 200V201H188ZM205 200H206V204H205ZM213 202H211V201ZM47 201H49V202H52V205H50L49 206V202H47ZM53 201L54 202H56V203H53ZM70 201V202H71ZM210 203H209V202ZM191 202V203H190ZM69 205H68V204ZM72 203V202H71ZM216 203V202H215ZM51 204V203H50ZM55 204V205H54ZM198 204V205H197ZM193 205V206H192ZM215 205V206H214ZM216 205L218 206L217 208H216ZM51 206H52V209H51ZM56 206V207H55ZM189 208H188V207ZM48 207H50V208H48ZM67 207H68V209H67ZM65 208H66V210H65ZM185 208V209H184ZM65 211H67V212H64ZM71 211H73L72 213H71ZM161 212H162V210H160ZM62 213V214H61ZM163 213V212H162ZM190 216H189V215ZM64 215V216H65ZM76 215V214H75ZM189 216V217H188ZM74 218V217H73ZM75 219V218H74ZM177 219V220H176ZM179 219V220H178ZM179 225H178V224ZM179 228H181V229H179ZM175 229V230H174ZM177 231V232H176ZM172 232V233H173ZM175 233H174V235H175ZM178 233V234H177ZM131 235L132 234H130L129 235V237H131ZM177 240H179V241H177ZM174 241V240H173ZM175 245V246H174ZM164 251L162 252L163 254H164V252H165V249H163ZM166 252V253H167ZM174 259V260H173ZM177 260V261H176ZM177 262V263H176Z\"/></svg>", "mask_w": 264, "mask_h": 264}]
</instances>
